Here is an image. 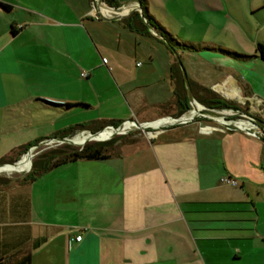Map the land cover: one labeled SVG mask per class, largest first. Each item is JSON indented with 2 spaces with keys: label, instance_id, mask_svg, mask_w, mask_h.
I'll list each match as a JSON object with an SVG mask.
<instances>
[{
  "label": "crops",
  "instance_id": "obj_1",
  "mask_svg": "<svg viewBox=\"0 0 264 264\" xmlns=\"http://www.w3.org/2000/svg\"><path fill=\"white\" fill-rule=\"evenodd\" d=\"M91 4L0 0V159L37 140L34 126L60 118L78 121L41 138L98 120H159L157 137L132 140L119 156L60 165L30 184L0 185V257L7 264L27 256L30 264H264V137L223 122L209 132L198 121L166 126L175 117L157 105L174 94L172 54L119 20L93 18ZM147 7L162 26L168 15L198 38L185 41L254 51L247 61L180 52L214 68L212 81L190 78L195 88L264 101V76L252 84L241 73L251 63L264 67L257 50L264 0H147Z\"/></svg>",
  "mask_w": 264,
  "mask_h": 264
},
{
  "label": "trees",
  "instance_id": "obj_2",
  "mask_svg": "<svg viewBox=\"0 0 264 264\" xmlns=\"http://www.w3.org/2000/svg\"><path fill=\"white\" fill-rule=\"evenodd\" d=\"M109 5L120 7L121 5H118V3L115 0H104ZM142 6L143 13L139 11H134L130 13L127 16L122 17L119 19V22L126 28L137 32L144 36H152L155 38H158L161 42H163L169 52L172 54L173 61L171 64V71H170V79L174 87V94L170 101L159 104L157 107L162 111L161 113L164 116H173L175 118H178L188 112L191 109L190 100L188 96L187 87L185 84V79L183 76V72L181 69V63L179 62L180 59V52L187 51V52H201V51H215L219 52L225 55H228L232 58L238 59V60H249L253 56L239 53L234 50L222 48V47H215V46H208V45H200L195 44L189 41H180V39L174 35L172 32L167 30L164 26H162L153 15H151L148 11L147 7V0H138ZM2 6L5 9H9V6L2 4ZM150 27L154 28L155 31L159 34L158 36H155L150 29ZM15 29L12 28V33H15ZM258 52L261 55V58L264 60V46L262 44L258 45L257 48ZM175 53L178 54V58L175 55ZM190 80V78H189ZM191 89L193 92L194 97L204 104L206 107L209 108H215V109H232L236 112L238 111H247L243 110L244 106H248V102L245 104H241L232 100H229L216 91L207 88L205 86H199V88H195V85L190 80ZM251 92L246 91V95H249ZM45 101V100H44ZM46 103L54 106V107H65L67 109H73L74 107L79 106V104H57L53 102L45 101ZM248 108V107H247ZM227 112V111H225ZM230 112V111H229ZM172 119V118H168ZM123 122L115 121V120H98V121H92L88 123H82L77 124L74 126H71L67 129L61 130L57 132L53 137H45V138H39L35 140L34 142H31L29 144H25L21 146L19 149H16L13 151V153L8 156L7 158L0 159V163H14L21 159V157L29 151L32 147H40V144L47 142L51 139L61 140L64 141L66 139L73 138L78 133L84 131V130H90L93 133H100L105 131L104 129L107 126H115L118 127ZM126 128V127H125ZM125 130V129H123ZM122 130V131H123ZM88 134V133H86ZM109 136V135H106ZM125 135H121L118 137H112L109 140L105 141H81L77 142L79 144H84L81 147H76L73 143L64 141L62 145L51 148L48 150L40 151L34 160L32 161V158L30 162L28 163V169L32 166L31 169L28 172L22 173L21 176L17 177L15 180H11V178H2L0 177V185H6L10 182L14 181L18 184L26 185L33 183L38 178L43 176L44 174L48 173L49 171L55 169L56 167L75 162L77 160H102V159H108L113 156H119L122 151V147L127 144V142H123V138ZM82 137L86 138L85 136L73 138L74 141H79L82 139ZM123 137V138H122ZM15 164H7L4 166H1L2 168L8 167L11 168ZM20 164L17 166V171L20 168ZM0 171H7V170H0ZM25 264H30L31 257L27 256L24 259ZM0 264H7L3 258L0 257ZM21 264V263H20Z\"/></svg>",
  "mask_w": 264,
  "mask_h": 264
},
{
  "label": "rangeland",
  "instance_id": "obj_3",
  "mask_svg": "<svg viewBox=\"0 0 264 264\" xmlns=\"http://www.w3.org/2000/svg\"><path fill=\"white\" fill-rule=\"evenodd\" d=\"M127 5H129V4H127ZM153 10H154V8H153ZM159 10H158V13L159 12L162 13V14L164 13V10H162L161 8H159ZM163 20L165 22L164 26L167 27L169 30H172L173 33L176 34V36H178L180 41H185V39H188V40H190V39L191 40L198 39L197 36L191 34L190 32H186L184 26H182L181 24H178L175 19H172L168 15H165V18H163ZM236 51L239 52V53H244V54L251 55V56L255 54L254 51H251V50H248L249 52H247V53L246 52H241V51H238V50H236ZM179 55H180V60H181V63L183 65V68L185 69V71H186V73H187L189 78H191V79L201 78L203 81H206V82L212 81V80H210L211 79V73L210 72H211V70L214 71V68L213 67L210 68L209 63L205 59H202L197 54H190V53L181 54V53H179ZM130 63H131V59L128 58L127 59V64L130 65ZM241 73H242V76L247 81H249L252 84H255L256 82L260 81L261 78L264 76V67H261L260 63H256V64L255 63H251L250 66H248L246 68H243L241 70ZM242 97H244L243 94H240L237 97H228L227 96L226 98H229V100H232V101H235V102H240V100L243 102L244 99H242ZM199 103H201V102H199ZM202 105H204V104H202ZM247 107H248L247 105L244 106L243 110H248ZM192 109L193 108H191V110ZM191 110H189V112H187V114L190 113ZM218 110H222V111H226L227 110V111H231V112L236 113V111H234L232 109H218ZM74 118L75 117H68L66 119H61L60 118V119H56L55 122L48 121V122H46L44 124H41V125H38V126H34L32 131L36 132L35 130H38V132H39V134H38L39 137L34 138V140L38 139V138H41V137H44V136L48 135V133L49 134L52 133V131H57V129H59L58 127H60L58 125L62 124L63 126L64 125L68 126V125H73V124L77 123L76 121H78V120L77 119L74 120ZM229 119H234V120L235 119H240V116L238 114L230 115ZM193 121L194 122H197V121L198 122H202L203 124H211L213 126L222 125V122H223L222 119L218 120V119H215V118H209V117H205V116H198ZM52 124H54L53 130L50 129V127H49ZM84 135H86V133L81 132V133L75 135L73 138L81 137V136H84ZM121 135H125L124 138L123 137L122 138H123V142H127V143L131 142L132 140H141V139H143V138L145 139L147 137V134L143 131L142 128L134 127L132 130H129L127 133H124V134H116L115 133V134L111 135L110 138L102 139V140H99V141L109 140L112 137H118V136H121ZM81 141H86V140L85 139L79 140V142H81ZM87 142H89V141H87ZM62 143H63V141H61V140L57 141L56 139H53V140H51L49 142L47 141V142H44V143L40 144L39 148L36 147L33 150H31V153L34 154V156L32 157V161L34 160V158L36 157V155L40 151L42 152L44 150H48V149H51V148H56V147L62 145ZM73 144L76 147H81L85 143L84 144L73 143ZM124 150L127 152V148H124ZM30 156H27V159L31 160ZM23 161H22V163H20V166L24 165ZM27 168H28V166H27ZM23 170L24 169H19L18 171H11L9 173L7 171H0V177H2V178H11V180H15L17 177L21 176L22 173L28 172L30 170V168L27 169L24 172H23Z\"/></svg>",
  "mask_w": 264,
  "mask_h": 264
},
{
  "label": "built area",
  "instance_id": "obj_4",
  "mask_svg": "<svg viewBox=\"0 0 264 264\" xmlns=\"http://www.w3.org/2000/svg\"><path fill=\"white\" fill-rule=\"evenodd\" d=\"M138 4H139V2H136L134 6H138ZM126 6L132 7L131 4L123 5L120 7H115V6L109 5L104 0L102 2H99V0H92L91 9H90L89 14H90V16H92L95 19H102L104 17L110 18V17L116 16L117 14L129 13L130 10L126 13H122L120 11V10H123ZM137 11L141 12L140 10H137ZM81 75L83 77H88L89 73L86 71H82ZM248 102H250V103H248V110L246 112L245 111L244 112L238 111L235 113V114H238L240 116V119L225 120L224 125L226 126V128H230L233 125L236 128H240V129L246 131L247 133H249L252 136L257 137V138L264 137V128L254 120V117H258L264 121V101L262 99H256L254 101H252L250 99V101H248ZM243 103L245 104V102H243ZM166 118H169V117H166ZM209 118H212V117H209ZM172 121H174V119H172ZM187 123H190V122H183L182 124H187ZM149 124H151V123H149ZM123 126H127L125 128V130L123 131V134L127 133L129 130L133 129L134 127H137L136 122L134 120L124 121ZM114 127L115 126H107L104 130H112L113 132H117L118 130H116ZM213 127L216 128V126H213L211 124H203L202 122H200V130H202V131L209 132L211 130H207V128H213ZM142 129L147 134V137L150 140L156 138L157 133L159 131V128L154 129V128L145 127ZM49 141H51V140H49ZM57 141H59V140H57ZM34 148H36V147H32L30 150H33ZM223 181L226 183L232 184V185L238 184V182L236 180H233L232 178H229L227 176L223 178ZM81 238H82L81 235H76L72 238L71 241H78Z\"/></svg>",
  "mask_w": 264,
  "mask_h": 264
},
{
  "label": "water",
  "instance_id": "obj_5",
  "mask_svg": "<svg viewBox=\"0 0 264 264\" xmlns=\"http://www.w3.org/2000/svg\"><path fill=\"white\" fill-rule=\"evenodd\" d=\"M103 0H99V2H102ZM137 10H140L141 11V13H143V9H142V6H141V4L139 3L138 4V6H132L131 7V9H130V11H129V13H127V14H117L116 16H114V17H104V19H107V20H119V19H121L122 17H124V16H127V15H129L130 13H132V12H134V11H137ZM150 29L154 32V33H156V34H158L156 31H155V29L154 28H152V27H150ZM159 35V34H158ZM175 55L177 56V58H178V54L177 53H175ZM179 59V58H178ZM179 62L181 63V60L179 59ZM181 69H182V72H183V76H184V79H185V84H186V87H187V91H188V96H189V100H190V104H191V106H192V110L193 111H196L195 112V114H194V116L192 117V118H187V119H185V118H183L184 116V114L182 115V116H180V117H178V118H173L174 119V121H170V122H168L167 124H165L166 126H169V125H172V124H181V123H183V122H192L196 117H198V116H205V117H212V118H215V119H223V121H225V120H228L229 119V116L230 115H234L235 113L234 112H229V113H227V112H225V111H222V110H218V109H215V108H209V107H206V106H204V105H202L201 103H199L198 102V100L194 97V95H193V92H192V89H191V84H190V80H189V77H188V75H187V73H186V71H185V69L183 68V65H182V63H181ZM200 105V106H199ZM191 110V111H192ZM227 111V110H226ZM254 120L259 124V125H261L263 128H264V121L262 120V119H260V118H258V117H254ZM156 121H159V120H156ZM156 121H154V122H156ZM136 122V121H135ZM154 122H151V123H154ZM223 123H225V122H223ZM136 125H137V127H139V128H145V127H149V128H153L154 126L152 125V124H142V123H137L136 122ZM116 130H120L121 128H123V123L120 125V126H118V127H114ZM230 128H232V129H234V128H236L235 126H231ZM85 132V131H84ZM87 133H89V141H99L100 139H96L95 137L94 138H92L91 136H94V135H96V134H98V133H93V132H91V131H88ZM123 134V132H114V134ZM102 140V139H101ZM64 141H68V142H71V143H76L72 138H70V139H66V140H64ZM63 141V142H64ZM30 155H33L34 156V154H32L31 153V150H29L27 153H26V155L25 156H23L20 160H18V161H16V162H14V163H10V164H20L24 159H25V157L26 156H30ZM32 156V157H33ZM5 165H7V164H5ZM1 166H4V165H0V167ZM31 166H32V162H31ZM31 166H30V169H31ZM24 171H26V170H23V172Z\"/></svg>",
  "mask_w": 264,
  "mask_h": 264
},
{
  "label": "bare ground",
  "instance_id": "obj_6",
  "mask_svg": "<svg viewBox=\"0 0 264 264\" xmlns=\"http://www.w3.org/2000/svg\"><path fill=\"white\" fill-rule=\"evenodd\" d=\"M131 9V6H126L123 10H120L122 13H126V12H128L129 10ZM224 89H226L225 87H224ZM193 111V110H192ZM191 111V112H192ZM184 117L183 118H187V117H189V113L187 114H185V115H183ZM223 120V119H222ZM170 122V121H169ZM224 122V121H223ZM153 126H158L160 123H151ZM125 127H127V126H123V128H121L120 130H118L117 131V133L118 132H123L124 130L123 129H125ZM123 130V131H122ZM132 130V129H131ZM114 134V132L112 131V130H105V131H102V132H100V133H98V134H96V135H94V136H91L92 138H96V139H108V138H110V136L111 135H113ZM106 135H109V136H106ZM86 138H84V137H82V139H85L86 141L89 139V133L88 134H86V135H84ZM76 143L77 142H79V141H75ZM32 156L33 155H31L30 157L32 158ZM24 165H22L21 167H20V169H24V170H27L28 168H27V166H28V163L30 162V159H27V156L25 157V159H24ZM22 163V162H21ZM18 164H16V165H14V166H17ZM0 170H7V172L9 173L10 171H15L16 170V167L15 168H12V169H6V168H2V167H0Z\"/></svg>",
  "mask_w": 264,
  "mask_h": 264
}]
</instances>
